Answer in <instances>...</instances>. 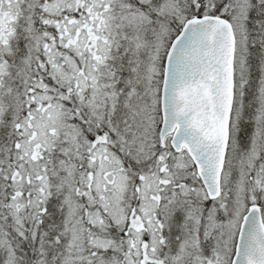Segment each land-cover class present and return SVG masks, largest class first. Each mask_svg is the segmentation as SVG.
<instances>
[{
    "label": "snow or ice",
    "instance_id": "6c2138e0",
    "mask_svg": "<svg viewBox=\"0 0 264 264\" xmlns=\"http://www.w3.org/2000/svg\"><path fill=\"white\" fill-rule=\"evenodd\" d=\"M0 264H264V0H0Z\"/></svg>",
    "mask_w": 264,
    "mask_h": 264
}]
</instances>
